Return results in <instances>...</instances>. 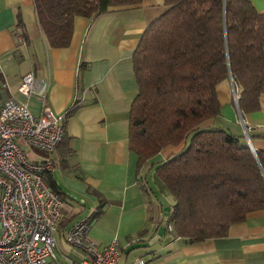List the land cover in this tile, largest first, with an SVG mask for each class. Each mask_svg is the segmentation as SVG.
<instances>
[{
	"label": "crops",
	"instance_id": "0c3cea01",
	"mask_svg": "<svg viewBox=\"0 0 264 264\" xmlns=\"http://www.w3.org/2000/svg\"><path fill=\"white\" fill-rule=\"evenodd\" d=\"M250 1L264 13V0ZM167 8L165 0H142L111 7L94 20L76 16L70 45L52 48L34 0H0V104L15 98L40 114L43 100L19 90L23 77L32 73L49 82L46 103L65 115V134L53 152L28 145L39 153L29 160L53 161L47 176L64 198L56 235L58 264L83 256L65 238L80 220L90 223V236L100 245L120 240L118 264H264V209L231 225L223 237L190 243L165 231L155 244L128 250L133 239L147 242L156 235L161 207L173 202L156 166L188 144H169L140 168L138 155L128 147L130 110L139 90L133 54L149 24ZM217 94L220 114L200 127L226 128L264 152V92L259 110L249 113L235 102L230 77L217 85Z\"/></svg>",
	"mask_w": 264,
	"mask_h": 264
},
{
	"label": "trees",
	"instance_id": "16d2710c",
	"mask_svg": "<svg viewBox=\"0 0 264 264\" xmlns=\"http://www.w3.org/2000/svg\"><path fill=\"white\" fill-rule=\"evenodd\" d=\"M141 1L34 3L48 45L60 48L70 45L76 16L94 20L111 7ZM165 1L167 10L149 24L133 54L139 90L130 110L128 147L140 168L165 146L188 140L156 172L173 197L166 231L172 223L175 236L196 243L226 236L231 225L264 209V152L256 151V157L242 136L226 128L200 127L220 114L217 85L230 75L242 87L240 109L259 110L264 13L250 0ZM18 26H24L21 19Z\"/></svg>",
	"mask_w": 264,
	"mask_h": 264
},
{
	"label": "built area",
	"instance_id": "2783aa9c",
	"mask_svg": "<svg viewBox=\"0 0 264 264\" xmlns=\"http://www.w3.org/2000/svg\"><path fill=\"white\" fill-rule=\"evenodd\" d=\"M232 89L239 104L242 87L233 78ZM19 90L25 96L37 95L44 104L40 114L15 98L0 104V264H58L56 235L64 200L45 179L54 163L29 160L23 143L53 152L65 134V115L46 103V79L28 73ZM167 228L174 229L172 223ZM65 238L83 253L81 259L67 264H118L123 251L117 238L105 245L92 239L87 220L71 226Z\"/></svg>",
	"mask_w": 264,
	"mask_h": 264
},
{
	"label": "water",
	"instance_id": "95a60500",
	"mask_svg": "<svg viewBox=\"0 0 264 264\" xmlns=\"http://www.w3.org/2000/svg\"><path fill=\"white\" fill-rule=\"evenodd\" d=\"M230 78L232 79V75H230ZM239 106V104H238ZM248 139L250 140V137L248 136ZM251 141V140H250ZM249 141L250 144L249 147L252 149L253 153L256 155V151L252 148L251 146V142ZM171 209V206H164L161 207V210L163 211L160 214V227L156 233V235H154L150 240H148L147 242H134L132 243L129 247L128 250H133V249H138V248H144V247H148L150 245L155 244L156 242H158L161 238V236L164 234V232L166 231V222L168 221V215L166 214L169 210Z\"/></svg>",
	"mask_w": 264,
	"mask_h": 264
},
{
	"label": "rangeland",
	"instance_id": "374dc122",
	"mask_svg": "<svg viewBox=\"0 0 264 264\" xmlns=\"http://www.w3.org/2000/svg\"><path fill=\"white\" fill-rule=\"evenodd\" d=\"M23 148H24L25 153L29 159H36L38 157L39 153L36 152L35 150H33L32 148H30L27 144L23 143ZM148 174L146 175V180H147L148 184L150 185V180L148 179Z\"/></svg>",
	"mask_w": 264,
	"mask_h": 264
}]
</instances>
